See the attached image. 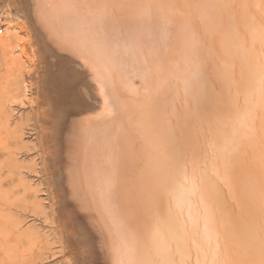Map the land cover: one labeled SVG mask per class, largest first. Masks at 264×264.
I'll return each instance as SVG.
<instances>
[{"label": "bare ground", "instance_id": "bare-ground-1", "mask_svg": "<svg viewBox=\"0 0 264 264\" xmlns=\"http://www.w3.org/2000/svg\"><path fill=\"white\" fill-rule=\"evenodd\" d=\"M24 46L0 99L32 97L62 263L163 262L179 231L182 264H264V0H0V63Z\"/></svg>", "mask_w": 264, "mask_h": 264}, {"label": "rangeland", "instance_id": "rangeland-1", "mask_svg": "<svg viewBox=\"0 0 264 264\" xmlns=\"http://www.w3.org/2000/svg\"><path fill=\"white\" fill-rule=\"evenodd\" d=\"M13 45L16 47V43ZM13 51V57L15 58L14 70H8L2 62L0 63V98H2L5 86L19 78L26 67H28L26 66L28 65L26 61L30 62L28 60L29 49L27 47L13 48ZM32 103V97L29 96V100L25 101L22 105L23 107L14 105L15 110L12 109L10 111L8 108L10 104L6 102V98L0 99V122L2 123L0 125V164L2 163L0 165V264L13 263V257L9 256L8 250H13L12 255H15L13 264H64L62 263L63 258L59 250L60 246L57 244L56 236L54 235V227L50 222V200L41 166L39 165L34 131L31 130V123H26L34 110ZM6 116L10 117L9 120L13 128L17 126L14 130L22 131L20 132L21 135L15 132V135L17 136L18 134V136L14 138V142H11L13 148L10 149L5 148V141L9 139ZM15 158L19 161L16 162ZM33 160L37 163L35 164ZM23 183L25 184L23 185ZM25 187L29 188V190ZM24 188L27 190L26 196L24 195ZM46 218H49L50 221ZM25 229L27 231L30 229V231L27 232ZM32 231L37 233L39 238H32L30 236ZM18 257L20 258L17 259ZM20 259H23L24 263H21L22 260Z\"/></svg>", "mask_w": 264, "mask_h": 264}, {"label": "snow or ice", "instance_id": "snow-or-ice-1", "mask_svg": "<svg viewBox=\"0 0 264 264\" xmlns=\"http://www.w3.org/2000/svg\"><path fill=\"white\" fill-rule=\"evenodd\" d=\"M65 89L69 96H73L75 93H77L78 84L76 83L72 75L71 69L65 70ZM74 98L78 102L81 101L87 102L89 99L87 96H85L83 88H79L78 94L75 95ZM105 103L107 104V101H105ZM260 123H261V131L264 132V101H262V105H261ZM203 181L208 193L218 198L219 190L216 186V182L212 179V177L205 174L203 177ZM174 245H175L174 248H170L165 251V255L167 259H165L163 262L157 260L154 262V264H182V262L178 261L176 257L181 255V253L185 255L188 254L190 250V242L183 234H181L179 231H176L174 233ZM205 264H208V262L205 261Z\"/></svg>", "mask_w": 264, "mask_h": 264}]
</instances>
